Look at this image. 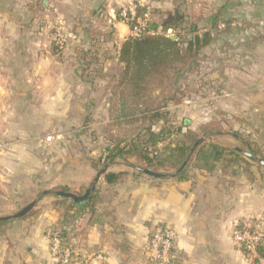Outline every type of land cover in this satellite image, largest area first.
I'll list each match as a JSON object with an SVG mask.
<instances>
[{
  "label": "crops",
  "instance_id": "obj_1",
  "mask_svg": "<svg viewBox=\"0 0 264 264\" xmlns=\"http://www.w3.org/2000/svg\"><path fill=\"white\" fill-rule=\"evenodd\" d=\"M128 1L0 0V138L5 144L0 156V216L13 214L3 208L21 202L28 175L41 169L44 130L98 116L93 110L100 103L97 91L110 90L120 67L118 48L130 34L117 17ZM132 1L148 5L158 21L177 9L209 8L212 13L205 23L211 26L215 13L228 11L232 26L227 36L226 97L232 116L229 130L212 134L227 141L217 142L221 147L252 149L263 158L264 0ZM237 9H243L242 14L236 15ZM57 22L77 35L60 52L53 48ZM102 104L99 116H107V124L109 99ZM90 126L92 122L86 125ZM74 130H53L52 139L72 138ZM104 147L101 141L98 148L88 149L89 157L82 150L74 158L73 149L62 151L68 153V162L62 164L60 157L53 162L54 186L83 193L104 168L90 160ZM244 158L250 168L239 162L225 171L217 164L192 168L186 178L176 179L138 173L135 167L145 166L143 160L134 154L118 156L108 163L107 172L128 175L116 183L106 182L104 174L100 177L92 194L98 190L93 209L73 211L67 239L81 255L102 252L105 259L97 264H155L149 236L163 224L177 232L174 253L179 264H264L233 239L240 223L264 227V167ZM50 191L26 215L0 224V264H49L47 230L62 224L61 213L53 206L61 197H52Z\"/></svg>",
  "mask_w": 264,
  "mask_h": 264
},
{
  "label": "trees",
  "instance_id": "obj_2",
  "mask_svg": "<svg viewBox=\"0 0 264 264\" xmlns=\"http://www.w3.org/2000/svg\"><path fill=\"white\" fill-rule=\"evenodd\" d=\"M121 10L122 8L117 10L119 20ZM147 10L151 11V19L139 35H133L131 32L136 25V19L143 16ZM129 16H131L130 12ZM125 24L128 25L130 34L117 51L120 67L110 88V116L106 124L109 129L119 127V130L104 136L107 146L97 160L90 159L91 163L95 166H105L118 156L134 154L150 168L167 165L179 168L189 157L191 149L201 138V134L208 136L214 128L206 127L201 132H190L187 135L189 141L181 139L170 142L175 130L169 120L168 104L188 96L190 86L188 79L201 71L200 56L212 43V33L218 32L221 24H225L224 30H227L230 27V18L223 16L220 10L213 16L211 29L201 32V28L196 23L189 22L180 9H177L171 17L158 21L148 5L136 2L135 18ZM52 34L53 48L56 52H60L63 47L57 42L55 26ZM84 54L85 57L89 56V52ZM157 91L159 94H155ZM140 121L148 123L143 128V132L133 137L120 136L122 126L133 125ZM157 122H163V126L156 129L154 125ZM182 129L183 125H180L176 131L181 132ZM234 134L237 137L240 136L239 133ZM167 140L170 143L166 145ZM246 145L250 146V143L247 142ZM251 152L255 155L259 154L252 149ZM261 156L264 158V155L261 154ZM239 162H246L247 168L252 165L237 149L224 148L204 141L195 149L192 163L187 164L183 171L176 173L173 177L184 179L193 167L209 168L217 164L225 171L232 170L233 166ZM127 175V171L107 172L104 178L108 183H116ZM96 193L81 203L63 197L53 202V206L61 213L62 224L58 229L63 246L70 243L66 236V226L74 215L73 211L93 209ZM5 223L7 221L0 222V224ZM247 228L248 225L244 223L237 226L239 230ZM256 254L264 259V238L257 244Z\"/></svg>",
  "mask_w": 264,
  "mask_h": 264
},
{
  "label": "rangeland",
  "instance_id": "obj_3",
  "mask_svg": "<svg viewBox=\"0 0 264 264\" xmlns=\"http://www.w3.org/2000/svg\"><path fill=\"white\" fill-rule=\"evenodd\" d=\"M128 2L125 4V6L128 4ZM242 10L243 9L235 10L236 15L242 14ZM181 12L186 15L187 20L189 22L196 23L201 28V32L207 29H211V26L205 23V17L210 16L211 10L209 8L202 11L200 10L199 12L193 8H186L183 9V11L181 10ZM222 14L223 16H227L228 11L223 10ZM231 14H234V12L231 11ZM230 26H232L231 19ZM62 27L65 28V26ZM111 27L116 30V27L114 25ZM111 27L109 29H111ZM224 29L225 24H221L218 32H214V36L216 35L215 41L203 50L200 56L202 66L201 71L191 75L188 79L190 83L188 89V96L185 97L183 100L171 101L168 104V109L170 111L169 120L173 126V129L175 130L174 133L171 135L170 142L171 140L175 142L181 139L189 141L187 135L190 132H201V130L205 129L206 127L214 128V130H224V132L229 130L228 116H232V114L229 113L228 110L226 97L228 77L227 67L229 65L230 59L227 54V36L229 33V29ZM97 93L100 95L98 97L100 103L97 106L93 107V110L95 109L96 115L98 116H91V120L88 119L89 116H86L80 121V123L79 121H76L74 124L75 126H70L68 124H66L68 126H64L61 128H54V126H49V128L44 130V134L46 136L45 139L47 143H44V147L41 152V169L35 171L33 174L28 175L27 193L26 196L22 198L21 202L18 204L10 202L5 206V208H3V211H5L6 213H14L23 208L25 205L32 202L33 200L37 201V206L38 203L43 200L42 198L45 194L44 192L48 190H51L50 194L52 197H56V191L62 188L54 186L55 176L53 177V162H55V160H57V158L59 157L64 160L62 161V164L68 162V153L65 154L62 151H68L73 149L74 151L70 154L74 158L75 155L79 156L77 155V152L82 150V155H85V157H89L90 152H88L87 150L91 148H98L99 144H101V141H103L105 146H107L104 136L108 135V133L110 134V132H115L117 129L119 130V127H113L109 129V127L104 123V120H106L108 117L99 116L100 111L102 109L101 105H103L102 102L105 99L110 100V90L102 89L97 91ZM155 94H159V92L157 91ZM217 95L221 97L218 98ZM72 117H76L78 119L80 118V116ZM91 122L93 126L86 127V125L90 124ZM147 124L148 123L140 121L135 122L133 125L122 126V132L120 136H136L138 133L143 132V128ZM180 125H183V129L181 132H178L176 131V128ZM154 126L156 129H158L163 126V122H157ZM74 128L75 130L73 131L74 135L72 138L66 137L61 141H58L56 139H52L50 141L47 140V136L51 135L53 130H70ZM212 133L208 136H203V134H201V138H204V141L206 142H215V144H217V142L227 143V141H225L223 137L217 135L216 133ZM170 142L169 140H167L165 144L167 145ZM101 153L102 150L100 151V153L99 151L96 152V155H94L93 159L97 160ZM193 154L188 162V165L192 163ZM255 163L258 164L257 161ZM145 167L147 166L145 165ZM153 168L159 172H163L168 175H173V173L176 172L177 169L171 167L170 165L163 167L157 166Z\"/></svg>",
  "mask_w": 264,
  "mask_h": 264
},
{
  "label": "built area",
  "instance_id": "obj_4",
  "mask_svg": "<svg viewBox=\"0 0 264 264\" xmlns=\"http://www.w3.org/2000/svg\"><path fill=\"white\" fill-rule=\"evenodd\" d=\"M136 2L129 1L122 7L121 18L123 22L135 18ZM129 12L130 15L129 16ZM152 14L147 10L143 16L136 19V25L132 30L133 35H139L145 28ZM57 30V42L64 47L70 39H77L76 33L65 31L60 22L55 24ZM53 136H47V140H52ZM5 150V144L0 138V155ZM47 237L50 242L51 259L49 264H97L102 262L105 256L102 252L81 255L71 243L63 246L61 233L58 228H49ZM177 232L169 225L158 224L149 236V252L155 264H179L174 253V243ZM264 238V227L259 224H249L245 230H235L233 239L235 243L248 254H255L257 244Z\"/></svg>",
  "mask_w": 264,
  "mask_h": 264
},
{
  "label": "water",
  "instance_id": "obj_5",
  "mask_svg": "<svg viewBox=\"0 0 264 264\" xmlns=\"http://www.w3.org/2000/svg\"><path fill=\"white\" fill-rule=\"evenodd\" d=\"M172 37H174V35H172ZM203 141H204V138H200L194 144L193 148L191 149V153H190L189 157L183 162V164L179 168L176 169V172H174L173 175H175L178 172L183 171L186 168V166H187L192 154L194 153L195 149ZM236 149L239 152H241L245 157L249 158L252 161H255V162L257 161L261 166L264 167V158H260V157L256 156L254 153H252L250 150H247V149H244V148L237 147ZM135 168L137 170H139L140 172H142V173H144V174H146L148 176L154 177V178H162V177L169 176L166 173L159 172V171L155 170L154 168H150V167L136 166ZM108 169H109V165L108 164L106 166H104V168L100 169L97 172L96 177L92 181L91 185L83 193L77 194V193L69 191V190L61 189V190L56 191V195L58 197L72 199L76 203L84 202V201L88 200L92 196L93 192L97 188V184L99 182L100 177L103 174H105L108 171ZM36 203H37V201L34 200V201L30 202L29 204H27L26 206H24L19 211L15 212L13 214L0 216V221L22 217V216L26 215L27 213H29L34 208Z\"/></svg>",
  "mask_w": 264,
  "mask_h": 264
}]
</instances>
